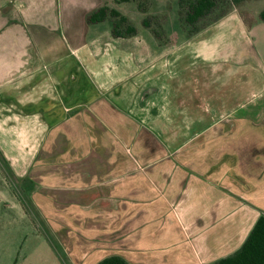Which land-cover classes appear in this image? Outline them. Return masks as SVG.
Segmentation results:
<instances>
[{"label":"crops","instance_id":"crops-1","mask_svg":"<svg viewBox=\"0 0 264 264\" xmlns=\"http://www.w3.org/2000/svg\"><path fill=\"white\" fill-rule=\"evenodd\" d=\"M82 5L0 10V159L50 248L62 264L233 255L264 214V36L232 8L191 37H114Z\"/></svg>","mask_w":264,"mask_h":264},{"label":"rangeland","instance_id":"rangeland-1","mask_svg":"<svg viewBox=\"0 0 264 264\" xmlns=\"http://www.w3.org/2000/svg\"><path fill=\"white\" fill-rule=\"evenodd\" d=\"M137 0L121 2L120 0H0V10L6 13L15 12V6L19 7L20 14L27 19H37L41 16L43 9L50 10V7L56 11L57 16L72 8L83 7L86 5L105 6L112 8L123 15L126 22L122 27L129 24L136 27L138 31H145L141 27L142 18L155 17L157 23L151 20L149 25L156 31H159L161 40L167 41L162 31L165 25L167 30L175 27L178 36L184 35L183 27L177 16V0H147L145 13H141L136 7ZM231 4H225L216 10L208 18H214L217 15L231 10ZM243 9L247 11L248 16L253 20L257 34L255 39L264 36V24L258 21V13L264 9V0L250 1L244 4ZM75 11V10H73ZM209 20H205L207 23ZM165 23V24H164ZM257 24V25H255ZM179 31V33H178ZM141 36V34H140ZM173 35L171 39L174 40ZM144 37V36H143ZM262 40V39H261ZM263 44V40L261 41ZM24 184V183H23ZM21 181L14 179L4 162L0 159V264H62V254L56 247L49 246L45 230L41 222L34 219V214L29 206L25 187Z\"/></svg>","mask_w":264,"mask_h":264},{"label":"trees","instance_id":"trees-1","mask_svg":"<svg viewBox=\"0 0 264 264\" xmlns=\"http://www.w3.org/2000/svg\"><path fill=\"white\" fill-rule=\"evenodd\" d=\"M120 1L127 2L129 0ZM146 1L147 0L136 1V7L141 13H145L146 11V6H144ZM250 1L255 0H177V16L185 31L184 33L187 37H191L224 16L226 12L214 18H208L216 10L229 3L237 11L242 22L246 26H250L252 19L248 16L247 12L242 9L243 5ZM143 2H145V4ZM207 19L209 21L204 23ZM257 19L264 24V9L258 13ZM106 20L111 23V35L114 37L132 36L135 33L134 27L129 24L122 27L123 23L126 22L125 17L112 8L100 6L86 16L87 24L101 23ZM151 20H154L153 22L155 24L157 23L155 17H145L141 19L140 24L143 28L147 29L154 38L160 41L161 36L159 31L154 30L152 26L149 25ZM98 264L125 263L118 257H108L101 260ZM215 264H264V214L258 217L241 247L233 255L221 259Z\"/></svg>","mask_w":264,"mask_h":264}]
</instances>
